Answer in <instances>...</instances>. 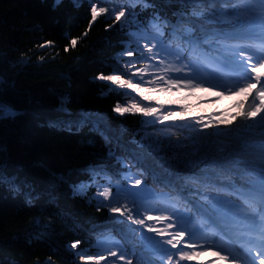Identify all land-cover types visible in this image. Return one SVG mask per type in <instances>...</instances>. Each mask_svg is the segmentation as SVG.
<instances>
[{
	"label": "trees",
	"instance_id": "1",
	"mask_svg": "<svg viewBox=\"0 0 264 264\" xmlns=\"http://www.w3.org/2000/svg\"><path fill=\"white\" fill-rule=\"evenodd\" d=\"M92 3L97 6L95 20ZM100 7L105 8L104 13H99ZM121 7L126 16L116 21L115 12ZM191 7L186 0H0V104L16 113L0 120V174L14 182L0 183V264H108L114 258H100L117 251L116 241L128 256L134 245L138 255L151 254L131 233L121 234L112 223L116 214L99 203L103 199L98 193L109 186L114 194L117 184L131 188L142 169L149 190L144 206L171 208L170 202L159 197L171 191L166 182L179 187L184 176L198 175L205 168L204 155L217 159L228 155L217 148L231 138H208L214 129L199 133L198 125L181 126L186 122L180 119V108L186 118L232 121L230 128L242 137L258 139L238 128L248 124L256 125L254 131L260 130L255 113V120L247 121L237 115L247 106L244 99L229 104L231 112L220 113L222 100H230L227 95L202 100L194 98L192 91L186 96L145 93L153 103L159 101L174 109L163 124L149 123L152 118L146 120L138 112L121 115L113 111L117 103L124 106L133 97L142 105L147 102L135 94H122L98 76L118 74L115 69L123 72L129 60L139 61L137 67L143 65L139 57L142 52L147 56L144 40L138 48L134 33L147 32L175 49L171 25L184 20L181 13H190ZM205 7H209L207 0ZM216 7L231 6L217 3ZM157 17L160 27L153 28L151 22ZM196 23L213 27L204 19ZM126 50L133 55L127 56ZM157 137L163 141L161 155L167 163L146 155L132 167L137 154L147 152L141 142L147 145ZM182 153L188 155H181L183 163L178 164L176 157ZM116 156L124 157L126 164L121 165ZM241 159L247 162L253 157L245 154ZM252 166L239 165L233 177L237 185L251 187L252 178L244 176L243 170ZM237 203L248 213L255 210L243 200ZM80 254L86 258L82 260Z\"/></svg>",
	"mask_w": 264,
	"mask_h": 264
},
{
	"label": "snow or ice",
	"instance_id": "2",
	"mask_svg": "<svg viewBox=\"0 0 264 264\" xmlns=\"http://www.w3.org/2000/svg\"><path fill=\"white\" fill-rule=\"evenodd\" d=\"M135 2L143 3V0ZM186 2L192 6L190 13H181L185 19L171 25L170 36L176 42L175 49L171 43L165 46L162 39L149 36L147 32L134 33L132 35L136 37L138 48L139 41L144 40L143 49L147 56L142 52L139 57L140 61H144L143 65L137 67L139 61L129 60L124 63L123 72L115 69L118 74L98 76L99 80L110 81L112 85L117 86L122 90V94H135L141 101L147 102L142 105L133 97L132 101L124 106L117 103L113 111L121 115L138 112L146 120L152 118L149 123L163 124L171 119L174 109L165 108L159 101L153 103L151 97L145 93L181 90L191 92L195 89L208 88L217 90L218 95H232L235 92L247 91L252 83H261V76L264 74L249 78L246 73H255L257 67L264 66V58L259 62L249 63L245 69L246 59L251 57L245 58L243 49L251 43L264 50V0H207L208 8L205 7V0ZM217 3L231 7L217 8ZM91 10L95 20L98 14L95 3L91 4ZM104 12L105 8L100 7L99 13ZM125 16L124 7L115 12L116 21ZM189 16L191 18H188ZM201 19L213 27L208 28L196 23ZM157 20L159 17L151 22L153 28L160 27ZM164 24H168V21L165 20ZM75 43L73 40L72 44ZM126 55L131 57L133 51L126 50ZM237 71L239 77L233 81L232 75ZM128 73L130 75L124 78ZM126 90H130V93ZM249 96H252L251 92ZM179 111L181 121L186 122L181 126L198 125L199 133H204L209 128L214 129L207 134L208 138H231L228 144L217 148L219 152H227L228 155L219 159L204 155L202 159L208 161L205 168L198 175L184 176L183 184L179 187L172 182H166V187L171 191L161 193L159 197L170 202L171 208L144 206L149 190L144 182L142 169L141 175L134 178L131 188L117 184L116 192L113 194L109 186H105L103 191L98 193L103 197V201L99 203L107 207L109 213L116 214L112 223L119 226L121 234L131 233L136 237L140 247L154 255L160 264H181L191 261L212 247L208 243V234L223 238L224 233L229 231H235L238 239L245 232H258L260 239L256 251L257 259L252 264H264V116L260 115L264 112V86L256 90L252 102L237 114L245 121L249 118L255 120L253 113L259 117V121L256 122L260 126L258 132L254 131L256 125L238 126L245 132H252L253 137L258 139L242 137L236 130L230 128L232 121L208 119L205 122L203 117L186 118L183 108ZM15 115L10 107L0 104V120ZM220 125L224 127L221 128ZM218 143L222 144V141ZM162 145L163 141L159 137L147 145L141 142L140 147L147 148V152L137 154L132 167L140 164L142 162L140 158L146 155L165 160L167 163L165 156L161 155ZM245 154L252 156L253 159L247 162L242 160L241 157ZM109 155L114 154L110 151ZM181 155L188 153L176 157L178 164L183 163ZM232 156L236 158L231 159ZM115 158L121 165L126 164L124 157ZM226 163L232 167L226 166ZM242 163L253 165L250 169L243 170L244 176L252 178L249 181L251 187L247 189L237 185L233 179ZM124 178L127 179L128 176ZM108 179L110 184L111 177ZM0 183L14 182L0 174ZM237 200H243L244 205L249 207L254 206L255 210L244 214L243 207ZM104 201L108 203L104 204ZM125 220L127 224L124 223ZM153 220L155 222L150 223ZM157 224L162 227H157ZM145 232L151 235H145ZM78 243L79 241L72 243L71 248L75 249ZM114 246L117 251H112L111 255L117 256L119 252V259L124 261V264H133L134 259L136 264H155L153 260H145L142 254L138 255L135 245L132 256L127 255V251L123 250L118 241ZM173 249L175 251H172ZM212 255L220 261L229 260V256L222 255L218 247L212 251ZM80 258L84 260L86 257L80 254Z\"/></svg>",
	"mask_w": 264,
	"mask_h": 264
},
{
	"label": "rangeland",
	"instance_id": "3",
	"mask_svg": "<svg viewBox=\"0 0 264 264\" xmlns=\"http://www.w3.org/2000/svg\"><path fill=\"white\" fill-rule=\"evenodd\" d=\"M255 48H249V47H245L243 49V56L245 58L251 57V59H246V62L244 64V68H247V65L249 63H253V62H259L260 59H262V52H261V48L258 45H254ZM260 74H264V66L262 67H257L255 73L252 72H247L246 75L247 77H252L254 75H260ZM239 77V72L237 71L236 73H233L232 75V79L233 81H236ZM261 86H264V76H261V83L257 84V83H252L251 88L248 89L245 92H240V95H236L234 96L235 93H239V92H235L232 95H227L230 96V100H222L223 101V106L219 105L220 108L224 107L223 111H221L220 113H224L226 114L227 111L231 112L232 109H229L232 107V103H234V101H239L240 98L244 99L243 103L244 105H248L249 103L252 102L253 97H255L256 95V90H258ZM207 88H202V89H195L194 91H192V94L194 95V98H200L202 100L207 99V100H217L218 95L215 93V89L213 90H209ZM186 91V92H183ZM176 92L178 94V96L181 95H188L189 91L187 90H181V91H173ZM249 92L252 93V96H249ZM225 96V95H223ZM211 97V98H210ZM238 98V99H237ZM257 103H259V101H256ZM229 104V107H227ZM237 105V104H236ZM243 105V104H242ZM214 107H217V104L214 105ZM166 108V107H165ZM216 113H218V111H216ZM261 116H264V112H262L260 114ZM212 118V117H211ZM258 121H259V117H258ZM143 187V186H142ZM135 190V189H133ZM116 192V189H115ZM101 197V196H100ZM100 199H103V197H101ZM153 207V206H151ZM254 207V206H253ZM244 214H247L246 210L243 211ZM155 221H151L150 223H154ZM157 227H162V225L157 224ZM145 235H151L150 233L145 232ZM208 243L212 246L210 247L208 250L203 251L198 257L194 258L191 261H185V262H181V264H208V259L209 257H215L212 255V251H214L217 247L220 249L221 254L222 255H228L229 256V260L228 261H220L217 257L216 261L219 262V264H249L250 262H252L251 258H255L256 257V251L258 249L259 246V235L258 232H245L244 234L239 236V239L237 238V234L235 233V231H229V232H225L223 235V238H221L220 236H213L211 234H208ZM221 238V239H219ZM225 240V241H224ZM100 246L102 248H105L106 245L105 244H100ZM172 251H175L174 249ZM145 260H153L155 262V264H160V261L158 259H156V257L152 254H142ZM105 257L100 258V261L106 260V259H113L112 262L108 263V264H124V261L119 259V253L117 254V256H112V255H103ZM120 260V261H118ZM198 260V261H197ZM117 261V262H115Z\"/></svg>",
	"mask_w": 264,
	"mask_h": 264
},
{
	"label": "bare ground",
	"instance_id": "4",
	"mask_svg": "<svg viewBox=\"0 0 264 264\" xmlns=\"http://www.w3.org/2000/svg\"><path fill=\"white\" fill-rule=\"evenodd\" d=\"M208 259V264H219L218 261H216V257H209ZM257 258H251L252 262L256 261ZM252 262L250 264H252Z\"/></svg>",
	"mask_w": 264,
	"mask_h": 264
}]
</instances>
